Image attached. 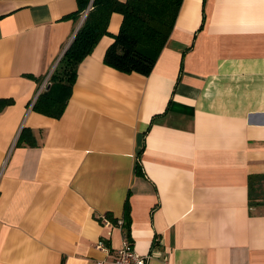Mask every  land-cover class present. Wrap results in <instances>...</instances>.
Masks as SVG:
<instances>
[{
	"label": "crops",
	"instance_id": "crops-1",
	"mask_svg": "<svg viewBox=\"0 0 264 264\" xmlns=\"http://www.w3.org/2000/svg\"><path fill=\"white\" fill-rule=\"evenodd\" d=\"M77 9L0 0V264H113L124 237L147 264H264V0H183L149 75L105 63L114 12L54 118L33 106Z\"/></svg>",
	"mask_w": 264,
	"mask_h": 264
},
{
	"label": "trees",
	"instance_id": "trees-1",
	"mask_svg": "<svg viewBox=\"0 0 264 264\" xmlns=\"http://www.w3.org/2000/svg\"><path fill=\"white\" fill-rule=\"evenodd\" d=\"M91 0H78V9L67 18L81 19ZM183 0H93L92 6L76 31L68 48L62 54L49 78V89L43 90L34 103L33 110L59 118L70 100L80 63L89 56L104 35L114 12L123 20L113 43L105 53V63L126 73L149 75L165 47L179 15ZM14 103L13 98H0V111ZM18 144L35 145L32 129L24 127ZM141 155L137 173H143ZM250 204H264V174L253 175L249 182ZM108 216L117 224L118 220ZM131 222L130 206H125L123 227Z\"/></svg>",
	"mask_w": 264,
	"mask_h": 264
},
{
	"label": "built area",
	"instance_id": "built-area-1",
	"mask_svg": "<svg viewBox=\"0 0 264 264\" xmlns=\"http://www.w3.org/2000/svg\"><path fill=\"white\" fill-rule=\"evenodd\" d=\"M102 222L108 227H114V225L123 224V220H120L117 224H115L107 215L102 216ZM111 233L112 232L109 231L108 235H111ZM99 246L103 247L104 241H100ZM148 258L149 256H144L136 252L131 244V241L127 237H124L121 246L117 250L113 264H147Z\"/></svg>",
	"mask_w": 264,
	"mask_h": 264
},
{
	"label": "water",
	"instance_id": "water-1",
	"mask_svg": "<svg viewBox=\"0 0 264 264\" xmlns=\"http://www.w3.org/2000/svg\"><path fill=\"white\" fill-rule=\"evenodd\" d=\"M92 3H93V0L91 1V4H90V6L92 5ZM90 10V8L85 12V15H84V17H83V20H82V22H81V24H80V26L82 25V23H83V21L85 20V18H86V16H87V14H88V11ZM49 87H50V84L49 85H47V89H49Z\"/></svg>",
	"mask_w": 264,
	"mask_h": 264
}]
</instances>
